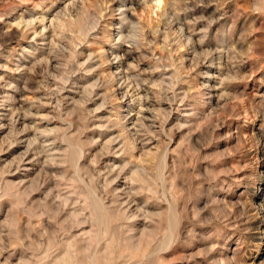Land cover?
<instances>
[{"label": "rangeland", "instance_id": "1", "mask_svg": "<svg viewBox=\"0 0 264 264\" xmlns=\"http://www.w3.org/2000/svg\"><path fill=\"white\" fill-rule=\"evenodd\" d=\"M72 3L0 0V264H264V0H190L172 25L188 36L196 21L205 48L248 52L249 78L233 85L244 99L223 127L215 89L194 109L146 84L142 104L125 96V80L169 55L162 39L154 52L113 47L136 34L140 0ZM180 55L190 67L193 53ZM206 82L218 83L196 77Z\"/></svg>", "mask_w": 264, "mask_h": 264}, {"label": "clouds", "instance_id": "2", "mask_svg": "<svg viewBox=\"0 0 264 264\" xmlns=\"http://www.w3.org/2000/svg\"><path fill=\"white\" fill-rule=\"evenodd\" d=\"M190 0H140V4L143 8V14L137 13L135 9H132L133 15L138 17L136 23L131 25L132 29L135 30V35H130L125 37L121 35L119 39L113 44L115 47L117 44L126 43L129 49L135 48L136 51H141V49H148L153 51L157 48V41L162 39L163 43L159 45L160 49L169 53L165 58H157L159 63L157 66L146 73H139L137 66L131 65L130 71L132 69H137L138 76L125 80L124 84L129 86V91L125 93V96L133 95L134 101H139L141 104L148 99V97H141L138 95V90L141 84L149 85L150 88L156 90L157 98L160 100H166L167 103L172 105H183L185 102H189L188 106L190 108H195L197 105H202L205 98H211L208 96L215 90H218L219 95L217 97V107L213 110V114H219V119L216 122V127H223L226 119L229 115L235 113L237 106L244 99L242 93H238L233 85L239 84L246 77L241 74V66L244 62V58L248 56V52L238 51L233 45L230 48L221 47L219 44L215 49L205 48V44L208 41V29H202L200 32H196L194 25L196 21H189V35H184V28L181 27L177 31H172V25L177 19L180 12L188 11L187 4ZM78 0H73V3L69 7H75ZM195 3H203V0H195ZM106 10V5L104 6ZM123 11V9H121ZM102 15V12H101ZM151 18V22L145 23V21ZM98 19V18H97ZM203 19V18H201ZM25 23L32 27L36 24H43V17H36L35 19H30L25 21ZM57 21H53L55 26ZM47 30V29H45ZM93 30H95L93 28ZM38 35L41 33H37ZM151 36L152 39L149 40L148 37ZM193 36H198L199 38L193 40ZM228 33L225 34L227 39ZM133 41V42H130ZM111 42V41H106ZM199 45L200 51L196 50V46ZM174 46V48H173ZM188 49L193 53L190 67H184V57L180 53ZM142 59H150V57L143 56ZM227 55V65L223 63V57ZM95 58H99L96 53L89 54L87 59L84 60L82 64L79 65L80 69H84V66L88 64ZM175 57V59H172ZM214 57L216 59H214ZM124 57L120 55H114L112 61L108 62H118ZM205 66L207 69H212L214 67H220L222 70L226 69V74L222 76H214L210 71H197L201 66ZM167 69H173V75L168 77H163L159 81H153L151 78L141 80L137 83L139 75H147L151 77L155 72L163 73ZM92 69L91 71H94ZM195 73V75H193ZM196 77H203L206 81L217 80L218 83L213 86L211 83H201L196 84ZM182 84H187V90L177 91V87ZM148 111H153L155 114L154 118H159L160 110L157 109H147ZM145 109L141 108V113ZM189 115H195V111L189 113ZM228 139L226 135L223 137ZM257 146H264V137L256 141ZM238 151V149H237ZM234 154V153H230ZM223 159V156H221ZM231 170L224 171L218 175H230ZM231 212L225 214L224 218L220 219L223 223L227 216L231 215ZM216 245L207 249V252L215 251Z\"/></svg>", "mask_w": 264, "mask_h": 264}]
</instances>
